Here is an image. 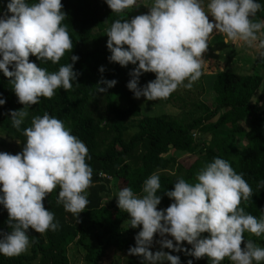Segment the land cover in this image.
I'll return each mask as SVG.
<instances>
[{
  "label": "clouds",
  "instance_id": "9594fccd",
  "mask_svg": "<svg viewBox=\"0 0 264 264\" xmlns=\"http://www.w3.org/2000/svg\"><path fill=\"white\" fill-rule=\"evenodd\" d=\"M104 3L119 15L136 5V0ZM61 9V0H7L0 13V74L10 78L11 90L22 105L7 112L17 131L29 116L30 106L41 97L50 99L57 89L70 90L78 76L73 71L78 60L75 55L54 72L29 61L33 56L55 65L71 52L73 42L62 23L66 15ZM147 9V14L131 20H114L105 30L108 61L121 67L135 65L126 84L135 99L153 101L167 98L179 86L191 88L201 76L202 54L213 30L224 35L225 44L254 49L264 58V20L252 19L261 9L258 0H207L206 5L205 0H152ZM98 72L103 73L104 68ZM143 73H154L155 79L138 87ZM115 84L114 79L101 78L94 95ZM4 104L5 99L0 98V106ZM22 135V151L15 155L0 152V206L7 212L10 229L0 235V256L5 257L28 249L27 230L40 234L57 230L53 213L42 203L55 188H59L57 204L75 217L89 203L86 189L91 185L92 169L85 162V144L46 112L32 116ZM160 187L159 176L153 173L143 181L142 194L126 186L115 194L117 207L129 217V227H140L127 255L141 257V264H180L179 256L163 249L196 259L206 257L211 264H220L225 257L232 264L264 262V247L244 240L241 248L245 232L257 237L264 234V209L257 219L239 206L252 196V189L228 161L214 157L197 172L195 182L178 178L172 190L163 193L172 203L158 210ZM257 187H264V180ZM202 233L207 237L200 238ZM154 234L171 237L157 241L161 250L156 252L149 250ZM181 242L191 248L186 251Z\"/></svg>",
  "mask_w": 264,
  "mask_h": 264
},
{
  "label": "trees",
  "instance_id": "16d2710c",
  "mask_svg": "<svg viewBox=\"0 0 264 264\" xmlns=\"http://www.w3.org/2000/svg\"><path fill=\"white\" fill-rule=\"evenodd\" d=\"M139 2L136 0V5L118 15L111 12L104 0H61V10L66 15L62 23L67 26L73 42L71 52L65 53L55 65L50 61H37L33 56H29V61L54 72L59 66L70 63V57L75 55L78 60L73 64V71L78 76L70 90L57 89L50 99L41 97L38 104L30 106L29 116L20 131L11 126L7 112L18 110L22 105L17 103L11 90L10 78L0 74V98L5 99V104L0 106V133L18 142L22 150L23 128L30 125L32 116L46 112L61 120L70 133L85 144L87 157H90H86L85 162L92 169L91 185L86 189L89 203L84 211L77 217L66 212L57 204L59 188H55L42 203L53 213L54 222L59 225L57 230L46 231L42 237L27 230L28 249L18 256H0V264H73L68 257L70 246L81 250L84 260L91 264H99L112 249L126 258L125 264H141V257L127 255L128 248L135 246L133 237L137 231L125 228L129 217L119 210L116 199L110 200L112 189L116 193L126 186L140 195L143 181L156 173L161 185L157 208L166 209L172 201L164 191H171L178 178L195 182L197 172L214 157L228 161L249 184L252 196L241 200L239 206L246 214L259 219L264 209V187H257V182L264 180V101L253 99L264 80L261 74L264 58L254 62L253 71L259 74L218 72L211 84L214 95L211 105L201 102L192 86L182 93L176 92L178 87L167 98L151 101L171 105L178 109V114L145 116L126 88L131 78L128 73L135 65L121 67L110 63L107 59L110 52L105 46L106 28L114 20H130L142 9L137 5ZM258 2L261 9L252 19L264 20V0ZM6 3L7 0H0V13L4 12ZM101 66L103 73L98 72ZM101 78L114 79L116 84L105 93L94 95ZM153 79L154 73H143L138 87ZM203 136H209V140H203ZM177 155L186 158L180 160ZM186 159L191 161L190 165L186 164ZM7 219L6 210L0 206V235L10 230ZM205 237L207 233H202L200 238ZM244 240L264 247V234L257 237L245 232L241 248ZM181 243L186 251L191 248ZM167 251L179 256L180 264H188V261L211 264L206 257L196 259L182 252Z\"/></svg>",
  "mask_w": 264,
  "mask_h": 264
},
{
  "label": "rangeland",
  "instance_id": "374dc122",
  "mask_svg": "<svg viewBox=\"0 0 264 264\" xmlns=\"http://www.w3.org/2000/svg\"><path fill=\"white\" fill-rule=\"evenodd\" d=\"M152 0H140L137 5L140 7L142 6V9L137 11L135 14H133L134 18L135 16L147 14L148 7H150ZM207 3V0H205V5ZM209 21L212 22V17L209 16ZM209 47L207 48V51L202 54V59L204 60V63L201 68V76L192 83L193 90L197 92L198 99L206 103L207 105H211L213 102V92L211 88V84L215 78V75L218 72H224V71H230L234 72L240 75H250L253 71L254 62L261 58L259 57L258 53L254 49H248L245 47H242L238 44H233L229 42L228 44L224 43V35L216 33L215 30H213V34L210 35L209 38ZM254 74H259V72L255 71ZM261 74L264 76V72H261ZM183 86H179L176 92L182 93L184 91ZM196 94L193 96L195 97ZM196 98V97H195ZM261 98L262 102L264 101V80L262 82V85L260 86L259 90L256 92L253 101H256L257 99ZM135 103L138 105L140 110L142 111V114L145 116H157L160 114H169V115H176L178 114V109L174 108L171 105L166 104H155L151 101H146L143 97L139 99H135ZM164 107V108H163ZM246 125V124H245ZM130 132H132L130 130ZM203 140L207 141L209 140V136H203ZM21 148L18 144L13 142L11 139H9L6 135H3L0 133V152H7L10 154H17L19 153ZM177 158L182 160L186 157L183 155H177ZM187 160V159H186ZM187 165L191 164L190 160L186 161ZM113 194L110 197V200H115V192L112 189ZM125 228L130 229L129 225L126 224ZM31 230V229H29ZM135 231H139L140 227L137 226V228L134 229ZM37 236L42 237L43 233H36ZM161 239H171L169 236L160 237L159 235L153 236V243L150 247V251L156 252L160 251L159 244L157 241ZM93 244L95 247H98L97 244L93 241ZM173 245L175 247V241H173ZM181 247L184 246V244H180ZM164 252H168L167 249H163ZM68 257L70 261L73 264H91L90 262H86L84 260V253L79 250L75 246H70L68 249ZM126 258L118 251L112 249L106 252V256L103 260L100 261L99 264H125ZM167 264V262H165ZM220 264H232L231 261L228 260L227 257H225Z\"/></svg>",
  "mask_w": 264,
  "mask_h": 264
}]
</instances>
